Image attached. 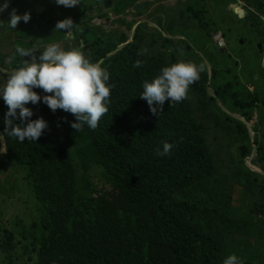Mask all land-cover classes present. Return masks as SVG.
Returning a JSON list of instances; mask_svg holds the SVG:
<instances>
[{
    "label": "trees",
    "instance_id": "obj_1",
    "mask_svg": "<svg viewBox=\"0 0 264 264\" xmlns=\"http://www.w3.org/2000/svg\"><path fill=\"white\" fill-rule=\"evenodd\" d=\"M244 1L256 11L252 22L261 29L264 43V0ZM199 3L189 0L179 15L180 26L192 31L189 36L197 29L217 32L218 27L213 26L231 18L221 3L212 12L198 9ZM207 13H211L209 17ZM73 22L84 26L83 34L76 32L90 45L95 62L105 58L102 67L110 73L109 84L114 85L109 111L92 133L87 128L76 132L70 126L75 117L57 110L63 139L46 134L42 142L53 151L61 150L59 171L49 187H34L36 216L30 224L4 210L0 219V264H163L167 250L175 246L183 249L168 264H188L199 255L222 264L228 255L235 254L231 242L243 227L251 237H260L263 232L258 222L240 226L234 221L233 147L242 141L240 155L247 153L251 139L246 126L218 104L219 98L231 111L251 108L238 91L245 90L239 78L213 60L211 79L205 67L199 80L190 86L188 99L171 106L166 101L163 111L153 115L139 97L142 83L178 60L199 65V57L171 55L167 39L139 32L134 42L106 58L119 43L106 42L101 32L93 40L86 20ZM54 32L65 34V30ZM144 49L147 52L138 55ZM136 60L143 66L134 68ZM250 63L246 61L243 69L256 84ZM209 88L216 94L213 100ZM34 91L41 97L46 95L42 89ZM41 105L46 104L38 102L33 109ZM6 112L2 100L0 125L4 129ZM245 116L251 118L248 113ZM13 123L20 121L15 119ZM256 129L261 130L262 139L256 137L255 143L264 147V112ZM6 138V156L24 163L28 145L17 143L14 137ZM164 140L174 145L171 154L157 156ZM138 154L163 165L169 176L180 178L178 187L161 196L165 202L144 204L159 194L143 179L137 166ZM249 177L257 175L250 172ZM94 178L104 186L110 185L111 191L103 193Z\"/></svg>",
    "mask_w": 264,
    "mask_h": 264
},
{
    "label": "clouds",
    "instance_id": "obj_2",
    "mask_svg": "<svg viewBox=\"0 0 264 264\" xmlns=\"http://www.w3.org/2000/svg\"><path fill=\"white\" fill-rule=\"evenodd\" d=\"M105 1L108 0H39L38 8H33L27 0H0V25H5L11 31L22 23L20 35H11L14 41L11 42V51L15 50L16 55L11 57L10 52L0 51V102L3 100L7 106L5 129L0 125V160L16 177H7V170H0V194L7 196L5 204L8 215H16L19 221L30 224L36 216L33 204L34 187H49L59 171L61 150L53 151L42 142L46 134L63 139L57 110H63L75 117V122L70 126L76 132L87 128L92 133L99 129L100 119L109 111L114 85L109 84L110 73L102 67L105 58L95 62L90 45L79 37L77 39L76 31L83 34L84 26L76 25L73 20L80 18L88 22L91 31V28L94 29V35L101 32L106 42L119 43L116 50L110 52L106 58H111L134 42L139 32L152 34L154 37L161 35L167 39V52L171 55H181L182 58L192 55L199 57V65L192 61L178 60L161 68L159 74L150 81L145 80L142 83L143 90L139 97L147 102L153 115L163 111L166 101L171 106L172 103L188 99L190 86L199 80L205 67L211 79L213 60L232 73L235 68L245 73L243 65L246 61L251 62V58L259 61V71L254 74V79L258 81L256 84L250 81L249 74L248 82L241 80L240 75H235L245 86V90L239 88L238 91L247 100V107L251 108L243 109L242 112L231 111L219 98L218 104L226 114L246 126L251 139L247 153L240 155L242 141L233 147L236 155L233 165V206L236 211L234 221L240 226L244 222H258L257 226L263 232L260 237L253 238L243 227L231 242L235 254L228 255L222 264H264V147L255 143L256 137L262 139V132L256 129V125L259 123L260 114L264 112V43L261 29L252 22L256 15L255 9L247 6L244 0H235L233 3L228 0H211L208 6L216 7L221 3L232 19L227 18L222 25L215 24L213 27H218L217 32L206 29L195 31V26L193 31L197 38L193 40L189 36L192 31L186 32L179 24V15L189 0H161V9L149 6L152 0H116L110 7ZM40 2L45 3V6H40ZM199 2L198 7L204 6L205 0ZM213 8L209 7L207 11L212 12ZM33 14V23L38 30L30 33V19ZM234 20L242 25V33L250 37L238 39V45L249 46L246 54L238 56L229 51L230 45L226 40V37L231 36L233 26L230 22L235 23ZM55 21L58 22L54 29ZM45 26L51 28L47 29ZM106 26L109 31L105 29ZM54 30L57 33L65 30V34L60 36ZM47 36L51 38L43 43H31L30 37ZM17 42L18 45H14ZM177 42H181V45ZM146 52L147 49H144L138 55ZM18 58L21 61L17 63ZM205 58L208 60L206 63ZM12 60L14 65L8 67L7 63ZM142 66L143 62L140 60L133 63L134 68ZM34 89H42L46 95L41 97ZM209 89L213 100L216 94L212 88ZM41 101L46 105L34 110L33 105ZM245 113L251 115V118L247 119ZM15 119L20 123L14 124ZM6 135L14 137L17 143L28 145L24 163L6 156ZM160 145L161 148L155 153L157 156L171 154L173 144L164 140ZM137 166L146 183L159 194L158 198L146 200L144 204L163 203L166 201L161 199L164 192L178 187L176 182L180 178L169 176L163 165L138 154ZM250 172L257 177L250 178ZM190 176L193 180L195 173ZM94 181L103 193L111 191L110 185L104 186L96 178ZM237 187L242 188L244 199L249 200L247 205L239 209L236 208ZM182 249L183 246L169 248L163 264L173 262ZM38 257L39 254L37 260ZM188 264L217 263L209 256L199 255L191 258Z\"/></svg>",
    "mask_w": 264,
    "mask_h": 264
},
{
    "label": "rangeland",
    "instance_id": "obj_3",
    "mask_svg": "<svg viewBox=\"0 0 264 264\" xmlns=\"http://www.w3.org/2000/svg\"><path fill=\"white\" fill-rule=\"evenodd\" d=\"M27 1H28L29 5H31V7L38 8L39 0H31V1L27 0ZM100 1L102 2V0H100ZM160 1L161 0H152V2L149 3V6L155 8V9H161L162 4L159 3ZM228 1L233 3L235 0H228ZM105 2L107 4V6L110 7L112 4L116 3V0H108ZM197 2H199V0H197ZM208 3H211V0H205V2L203 3L204 6L197 7V8L202 9L203 11L204 10L207 11L209 9V7H211V8L214 7V5L208 6ZM40 6H45V3L40 2ZM207 16L209 17L210 13H207ZM33 20H34V14L31 16V19H30V26H31L30 33H34L38 30L34 26ZM43 21H45V19H43ZM222 23H221V25H222ZM21 25H22V23L18 24L17 27L15 29H12L11 31H8L6 29L5 25H0V51L10 52L11 57L16 55L15 50L11 51L12 50L11 49V47H12L11 42H14L11 35L19 36L20 35L19 30L21 28ZM45 28L50 29L51 26H45ZM242 28H243L242 25L240 23H237L236 25L233 26V30L231 31V36L229 38L226 37V40L229 42V45H230L229 51H231L235 56H238L240 54H246L247 49L249 48L248 45L243 46V45H238V43H237V41L240 37H242L241 40L250 38L247 34L242 33ZM91 29L94 31L93 28H91ZM105 29L107 31H109L108 26H106ZM75 34H76V37L78 39V32ZM17 36L15 39H17ZM97 36H98V33H96L95 35L92 34L93 40L97 39ZM49 38H51V36H47L45 38H32V37H30V39L32 40L31 43H34V44L43 43V42L47 41ZM191 38L193 40H196V38H197L196 33H193L191 35ZM177 44L181 45V42H177ZM14 45H18V42ZM195 46H196L195 48H197V50H198V46L196 44H195ZM199 50H200V47H199ZM203 52H206V51H203ZM250 60H251L250 68H252L253 71L257 72V68L260 65L259 61H256L254 58H251ZM206 61H208V60L205 58L204 63H206ZM12 65H14L13 60L7 63L8 67H11ZM233 74L234 75H240L241 80H243L244 82L249 81V78L247 76L248 73H243L241 70H237L235 68V69H233ZM0 81H1V78H0ZM238 90H240V89H238ZM3 168L7 170V174H6L7 177L16 178L14 173L12 171H10V168H7L5 165H3L1 160H0V170H3ZM235 195H236V208L237 209L242 208L243 206H245L249 203V200H245L243 197L242 188L237 187V189L235 191ZM6 199H7V196L5 194H0V219H2V214L4 213V210L6 209V204H5ZM9 210L12 212L11 208Z\"/></svg>",
    "mask_w": 264,
    "mask_h": 264
}]
</instances>
